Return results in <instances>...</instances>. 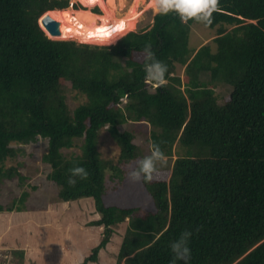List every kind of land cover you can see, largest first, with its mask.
Wrapping results in <instances>:
<instances>
[{"label":"trees","instance_id":"obj_1","mask_svg":"<svg viewBox=\"0 0 264 264\" xmlns=\"http://www.w3.org/2000/svg\"><path fill=\"white\" fill-rule=\"evenodd\" d=\"M70 6L83 8L72 0H0V190L6 177L26 179L6 164L18 155L14 144L42 137L59 197H93L100 218L90 224L104 227L79 264L97 261L126 220L117 264H169L170 245L184 230L192 232L190 264H264V0H218L206 24L215 35L194 48L190 27L200 21L175 11L111 45L51 38L39 19ZM146 44L168 65L163 87L144 79ZM177 66H185L184 78L172 75ZM69 91L85 96L73 109ZM143 120L151 145L172 162L142 182L156 209L107 204L105 169L123 182L121 165L140 156L135 133L119 125ZM102 129L120 146L117 164L103 157ZM74 165L88 176L69 185Z\"/></svg>","mask_w":264,"mask_h":264},{"label":"rangeland","instance_id":"obj_2","mask_svg":"<svg viewBox=\"0 0 264 264\" xmlns=\"http://www.w3.org/2000/svg\"><path fill=\"white\" fill-rule=\"evenodd\" d=\"M72 1L80 3L83 7L80 9L93 10L95 7H99L101 13L103 12L100 5L87 7L80 0ZM151 2L152 0H124L117 16L140 12L133 29L129 31L149 29L157 14ZM117 3L119 4L120 0H117ZM215 29L203 22L191 24L189 38L191 48L198 47L201 43L210 40L216 33ZM60 36L51 38L69 39L93 45H109L75 38H60ZM172 75L184 78L185 66H177ZM227 89L222 90L218 87L217 93L225 95L228 92ZM68 100L73 109L85 100V96H77L69 91ZM122 100L124 103L125 97ZM119 126L121 131L128 129L135 133L134 141L141 147L140 156L130 163L121 165L124 170L123 182L111 179V170L105 169L104 201L107 204L140 206L142 209L155 210V202L144 184L142 182L133 184L128 179L130 166H135L136 161L151 152V126L145 120L141 122L128 121ZM14 145L16 148L18 147V155L16 158H8L6 164L8 167L18 166V172L24 174L26 179L21 184L19 176L16 174L13 178L3 181L0 190V204L4 206V209L0 211V257H5V254H8V257L12 258L8 264H79L83 262L101 241L104 230L103 226L90 224L92 220L100 218V214L96 212L94 198L83 197L64 201L59 197L60 186L48 176L51 166L42 161V154L48 149L47 139L39 137L37 141L29 144L15 143ZM75 150L78 149L72 148L67 152L71 153ZM100 150L105 159H113V163H118L120 146L106 129H102L100 132ZM170 162V157L165 156L163 161L157 162V166L162 167L163 164ZM24 192H27L28 196L25 203L21 204L18 200ZM13 201L22 208L17 206L13 210L7 208ZM128 222L126 220L119 224L108 245L99 251V259L88 264H117V252L121 247Z\"/></svg>","mask_w":264,"mask_h":264},{"label":"clouds","instance_id":"obj_3","mask_svg":"<svg viewBox=\"0 0 264 264\" xmlns=\"http://www.w3.org/2000/svg\"><path fill=\"white\" fill-rule=\"evenodd\" d=\"M154 7L159 14H167L170 11H175L182 20L194 18L205 24H210L212 22V13L218 8V0H155ZM115 43H117V41ZM144 54L145 60L151 61V63L145 65L147 70L146 75L144 76L145 81L154 87L165 86L168 83L165 75L166 72H168V65L155 56L150 44L145 45ZM123 98L124 97H122V99ZM164 159L165 154L161 150L160 145L153 142L150 154L141 157L136 161L135 166H130L128 172L129 181L135 184L152 180L157 170V162L163 161ZM69 171L71 173L67 181L69 185H75L77 183V178L85 179L88 176V171L83 165H74ZM7 178L9 177H6L5 179ZM191 236L192 232L190 230H184L181 239L171 243L170 249L173 255L169 264H178V261H183V264H190L191 248L189 238H191ZM11 260L12 258H9L8 254H5V257H0V264H8Z\"/></svg>","mask_w":264,"mask_h":264},{"label":"bare ground","instance_id":"obj_4","mask_svg":"<svg viewBox=\"0 0 264 264\" xmlns=\"http://www.w3.org/2000/svg\"><path fill=\"white\" fill-rule=\"evenodd\" d=\"M80 1L87 7L100 5L103 12L95 13L90 9H74L73 7L49 11L61 23L60 38H75L86 42L106 44L115 43L121 36L133 29L136 20L140 16V12L137 11L130 12V14L127 12L128 14L124 16H117L124 0H120L119 4L117 0ZM154 3L155 0H152L151 4L153 6ZM41 26L44 27V25Z\"/></svg>","mask_w":264,"mask_h":264},{"label":"water","instance_id":"obj_5","mask_svg":"<svg viewBox=\"0 0 264 264\" xmlns=\"http://www.w3.org/2000/svg\"><path fill=\"white\" fill-rule=\"evenodd\" d=\"M51 11V10H50ZM42 25L46 28L52 36H59L61 34V23L57 18H54L49 11H47L41 19H39Z\"/></svg>","mask_w":264,"mask_h":264}]
</instances>
